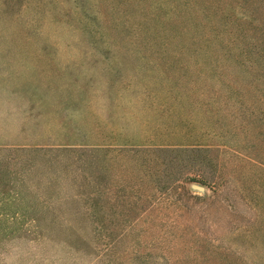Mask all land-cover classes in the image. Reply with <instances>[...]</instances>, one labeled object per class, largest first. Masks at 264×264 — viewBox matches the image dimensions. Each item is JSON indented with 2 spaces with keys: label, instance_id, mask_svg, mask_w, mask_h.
I'll list each match as a JSON object with an SVG mask.
<instances>
[{
  "label": "rangeland",
  "instance_id": "374dc122",
  "mask_svg": "<svg viewBox=\"0 0 264 264\" xmlns=\"http://www.w3.org/2000/svg\"><path fill=\"white\" fill-rule=\"evenodd\" d=\"M0 264H264V0H0Z\"/></svg>",
  "mask_w": 264,
  "mask_h": 264
},
{
  "label": "water",
  "instance_id": "95a60500",
  "mask_svg": "<svg viewBox=\"0 0 264 264\" xmlns=\"http://www.w3.org/2000/svg\"><path fill=\"white\" fill-rule=\"evenodd\" d=\"M199 188H201V187H199Z\"/></svg>",
  "mask_w": 264,
  "mask_h": 264
}]
</instances>
